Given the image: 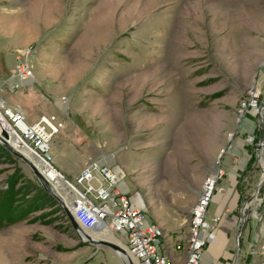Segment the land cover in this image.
<instances>
[{
  "label": "rangeland",
  "instance_id": "rangeland-1",
  "mask_svg": "<svg viewBox=\"0 0 264 264\" xmlns=\"http://www.w3.org/2000/svg\"><path fill=\"white\" fill-rule=\"evenodd\" d=\"M18 63L32 79L9 92L4 81ZM250 90L258 109L264 0H0V103L27 123L57 120L48 155L66 179L90 162L118 170L174 264L214 174L200 264H232L240 206L261 178L256 149L264 164L257 109L241 107ZM249 208L236 264L260 246L264 182ZM0 264L122 263L80 242L27 166L1 148Z\"/></svg>",
  "mask_w": 264,
  "mask_h": 264
},
{
  "label": "built area",
  "instance_id": "built-area-1",
  "mask_svg": "<svg viewBox=\"0 0 264 264\" xmlns=\"http://www.w3.org/2000/svg\"><path fill=\"white\" fill-rule=\"evenodd\" d=\"M31 79L28 66L18 63L8 70L4 84L9 92H13ZM256 93L250 90L248 99L241 107L256 110ZM59 128L60 124L53 116H40L36 121L27 123L20 111L0 103V147L3 148L2 144L8 146L35 168L34 163L44 166L43 171L36 170L60 200V210L65 209L71 214L78 227V230H72L80 242L86 240L85 235L90 238L96 231L105 230L122 243L124 259L132 264H174L161 251L159 228L146 220L142 210L132 205L119 187L121 180L118 170L99 162H90L73 180H68L53 166L48 155L49 143ZM56 181L60 182L62 190H56ZM213 183L210 179L206 181L190 212L182 264H200L203 236L208 228L205 222L206 208L212 197V190L208 192V188Z\"/></svg>",
  "mask_w": 264,
  "mask_h": 264
},
{
  "label": "water",
  "instance_id": "water-1",
  "mask_svg": "<svg viewBox=\"0 0 264 264\" xmlns=\"http://www.w3.org/2000/svg\"><path fill=\"white\" fill-rule=\"evenodd\" d=\"M264 108V102L261 104V106L257 109V113H258V117L257 120L260 123L261 126V138L259 139V141L255 144V148H258L259 146H262L263 140H264V124L262 123V117H261V110ZM3 148L8 151L10 154H12L13 156H15L16 158H18L20 161H22L27 168L30 170L32 176L38 181V183L40 184V186L43 188V190L49 195L51 196L59 205H61L60 200L57 198V196L49 189V187L46 185V183L44 182V180L42 179V177L40 176V174L38 173V171L36 170V168L21 154L17 153L16 151L12 150L11 148H9L8 146L2 144ZM256 156H257V163L259 162L260 159V153L259 151L256 149ZM260 173H261V178L258 181L253 194L250 198H248L246 201H244L242 203V205L240 206V210H239V222L237 225V228L235 230V234H234V246H235V252H234V256H233V260H232V264H236V260H237V253H238V240H239V236L240 233L244 227V223L248 217V214L250 212V203L252 202L253 197L255 196L259 186L264 182V170H262L259 167ZM63 213L70 225V227L73 230H78V227L75 223V221L73 220L71 214L66 211L65 209H63ZM86 240H82V243H87L89 244L91 247L93 248H98V246H103L106 247L110 250H112L113 252H115V254L117 255V257L120 259L122 264H132L128 259H124V251L118 247L116 244L110 242V241H102V240H98V241H94L90 238H88L85 235ZM120 255V256H119ZM122 256V257H121Z\"/></svg>",
  "mask_w": 264,
  "mask_h": 264
},
{
  "label": "crops",
  "instance_id": "crops-1",
  "mask_svg": "<svg viewBox=\"0 0 264 264\" xmlns=\"http://www.w3.org/2000/svg\"><path fill=\"white\" fill-rule=\"evenodd\" d=\"M260 246L250 258H245L243 255L239 258V264H264V221L260 229ZM245 260V261H244Z\"/></svg>",
  "mask_w": 264,
  "mask_h": 264
},
{
  "label": "bare ground",
  "instance_id": "bare-ground-1",
  "mask_svg": "<svg viewBox=\"0 0 264 264\" xmlns=\"http://www.w3.org/2000/svg\"><path fill=\"white\" fill-rule=\"evenodd\" d=\"M13 142H11L10 144H12ZM14 144V143H13ZM259 167L262 169V170H264V168H262V166L264 165L263 164V161H261V164H260V159H259ZM34 165L36 166V168L39 170V171H43V169H44V166L42 165V164H40V163H34ZM260 165H262V166H260ZM218 173V172H217ZM218 177V175L217 174H214V175H212L211 177H210V180L211 181H214L216 178ZM54 187H56L55 185H54ZM212 188H213V184H210V186H209V190H208V192L209 191H211L212 190ZM56 190L57 191H59L57 188H56ZM210 194H211V192H210ZM94 235V234H93ZM91 238V237H90ZM92 239V238H91ZM104 239L105 240H102V239H99V240H102V241H110V242H112V241H114L115 239L113 238V236L111 235L110 237H107V236H104ZM92 240H94V241H98V240H96V239H92ZM115 242V241H114ZM113 242V243H114ZM115 244V243H114ZM117 245V244H116ZM117 246H119L120 247V245L118 244ZM120 248H122V246L120 247ZM120 256V255H119ZM122 257V256H121Z\"/></svg>",
  "mask_w": 264,
  "mask_h": 264
},
{
  "label": "trees",
  "instance_id": "trees-1",
  "mask_svg": "<svg viewBox=\"0 0 264 264\" xmlns=\"http://www.w3.org/2000/svg\"><path fill=\"white\" fill-rule=\"evenodd\" d=\"M1 149V148H0ZM5 217L6 219H9V209L5 206ZM12 220V219H11Z\"/></svg>",
  "mask_w": 264,
  "mask_h": 264
}]
</instances>
